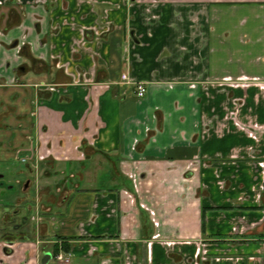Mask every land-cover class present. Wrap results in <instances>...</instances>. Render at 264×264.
<instances>
[{"label":"crops","instance_id":"0c3cea01","mask_svg":"<svg viewBox=\"0 0 264 264\" xmlns=\"http://www.w3.org/2000/svg\"><path fill=\"white\" fill-rule=\"evenodd\" d=\"M12 86L69 175L39 236L65 264H264V0H0Z\"/></svg>","mask_w":264,"mask_h":264},{"label":"rangeland","instance_id":"374dc122","mask_svg":"<svg viewBox=\"0 0 264 264\" xmlns=\"http://www.w3.org/2000/svg\"><path fill=\"white\" fill-rule=\"evenodd\" d=\"M33 90V88L12 86L7 92H0V97L6 98L4 108L9 107V118L4 119L5 122H9V131L5 134L3 133L4 129L0 127L2 129L0 131V175L4 183L0 184V203H14L11 210L17 209L20 213L15 222L22 221L23 229L32 235L35 233V226L39 220H42L43 213L48 210L54 211L53 201L60 202L68 189L67 181L63 179L59 183V180L57 182L58 178L55 179L54 176H69L60 174L64 168L62 165L40 164L41 162L37 161L36 153L27 150L31 140L27 137L28 133L24 132L27 131L25 126L27 118H24L22 113L26 111L29 113L33 109V106H29L26 101V99L31 101ZM26 93H30V95ZM31 119L33 118L28 117V121ZM8 139L9 145L2 142ZM47 176H51V178H47ZM29 177L32 178V181L29 182L31 187L26 194L22 191L18 181H26ZM21 199H25V201ZM0 208L4 210L2 206ZM26 214L29 217L27 224L24 221Z\"/></svg>","mask_w":264,"mask_h":264},{"label":"flooded vegetation","instance_id":"af4514ba","mask_svg":"<svg viewBox=\"0 0 264 264\" xmlns=\"http://www.w3.org/2000/svg\"><path fill=\"white\" fill-rule=\"evenodd\" d=\"M19 69H25V66L21 65ZM7 130H9V127ZM6 133L7 132H5V134ZM2 142H6L9 145V139ZM30 181H32L31 177H29V179H27L26 181H18V184L21 186L22 191L26 194L27 190H29L31 187L29 186ZM0 184H4L1 175ZM25 199L21 200L25 201ZM0 206L4 208V210L0 208V254L3 256L0 257V264H13V257L15 256L17 250L23 249L24 244L27 242V240L29 242H34V244L31 248L23 249L24 254L22 261H20V264H42L46 261L50 263L59 262L64 264L70 262L72 253L70 246L68 250L65 248L67 246L66 242L51 243L46 242L39 237L41 236L40 230L42 220H39L37 226H35V233L33 235L31 233L28 234L23 229L22 221L15 222L16 217L19 216L20 213L17 209L11 210L12 206H14V203H0ZM27 209L29 210V208ZM28 218V214H26L24 216V221H26V224ZM39 254L40 257L36 260L35 258H37ZM59 254H63L66 259L64 261L58 259ZM34 259L35 261L33 262Z\"/></svg>","mask_w":264,"mask_h":264},{"label":"built area","instance_id":"2783aa9c","mask_svg":"<svg viewBox=\"0 0 264 264\" xmlns=\"http://www.w3.org/2000/svg\"><path fill=\"white\" fill-rule=\"evenodd\" d=\"M121 82L126 84V85H134L136 89V93L138 97L143 98L147 94L148 87L147 84L144 82H134L132 81V78L130 77V74L127 72H123L121 74ZM58 259L61 261H64L66 258L63 254L58 255Z\"/></svg>","mask_w":264,"mask_h":264},{"label":"trees","instance_id":"16d2710c","mask_svg":"<svg viewBox=\"0 0 264 264\" xmlns=\"http://www.w3.org/2000/svg\"><path fill=\"white\" fill-rule=\"evenodd\" d=\"M65 248L68 250L69 249V245H67Z\"/></svg>","mask_w":264,"mask_h":264}]
</instances>
